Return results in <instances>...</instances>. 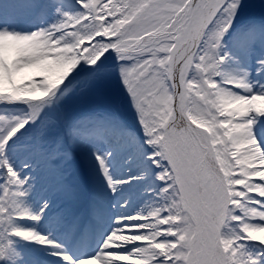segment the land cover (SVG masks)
Segmentation results:
<instances>
[{"label":"snow or ice","instance_id":"obj_1","mask_svg":"<svg viewBox=\"0 0 264 264\" xmlns=\"http://www.w3.org/2000/svg\"><path fill=\"white\" fill-rule=\"evenodd\" d=\"M0 264H264V0H0Z\"/></svg>","mask_w":264,"mask_h":264},{"label":"bare ground","instance_id":"obj_2","mask_svg":"<svg viewBox=\"0 0 264 264\" xmlns=\"http://www.w3.org/2000/svg\"><path fill=\"white\" fill-rule=\"evenodd\" d=\"M34 71H35L34 69H25L24 72L21 73V76H22V77L30 76V75H32V73H33Z\"/></svg>","mask_w":264,"mask_h":264}]
</instances>
